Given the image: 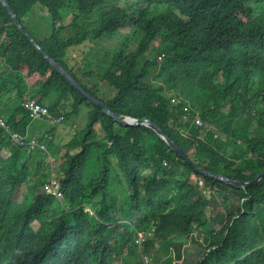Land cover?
I'll use <instances>...</instances> for the list:
<instances>
[{
	"label": "trees",
	"instance_id": "16d2710c",
	"mask_svg": "<svg viewBox=\"0 0 264 264\" xmlns=\"http://www.w3.org/2000/svg\"><path fill=\"white\" fill-rule=\"evenodd\" d=\"M7 2L24 30L117 115L154 120L208 172L243 181L264 173V0ZM81 61L98 67L108 100L85 81L95 70L78 74ZM158 66L167 87L191 81L185 96L147 81ZM29 100L60 122L34 119L23 107ZM1 118L0 264H146L145 256L183 264L190 244L203 249L197 264H264V179L232 187L200 173L152 129L115 122L0 0ZM53 181V192L41 191Z\"/></svg>",
	"mask_w": 264,
	"mask_h": 264
},
{
	"label": "water",
	"instance_id": "95a60500",
	"mask_svg": "<svg viewBox=\"0 0 264 264\" xmlns=\"http://www.w3.org/2000/svg\"><path fill=\"white\" fill-rule=\"evenodd\" d=\"M3 5L8 9L9 16L12 18V20L15 22V24L18 26V28L27 36L32 43L36 46V48L39 50V52L59 71L62 72L63 75L68 79V81L85 97L88 98V100L93 103L98 108L102 109L110 118H112L115 122L125 126V127H138V126H145L147 128L152 129L155 131L179 156L187 161L188 163L194 165L190 158L187 156V153L180 147V145L174 141L166 132L165 130L157 124L152 119H138V118H132V117H122L117 115L108 104L101 101L100 98L95 97L93 93L90 91H87L82 84L68 71L67 68H65L62 64H60L54 57H52L42 46L36 42L30 34L24 30V28L21 25V22L19 21L18 17L16 16L14 10L11 8L7 0H1ZM195 166V165H194ZM196 169L209 177H212L216 180H219L221 182H224L226 184L232 185V187H241V188H250L252 185L257 184L259 181L264 179V173L257 176L256 179L253 181H243L239 179H231L222 175L214 174L211 172H208L204 169L199 168L198 166H195Z\"/></svg>",
	"mask_w": 264,
	"mask_h": 264
},
{
	"label": "rangeland",
	"instance_id": "374dc122",
	"mask_svg": "<svg viewBox=\"0 0 264 264\" xmlns=\"http://www.w3.org/2000/svg\"><path fill=\"white\" fill-rule=\"evenodd\" d=\"M32 19L39 20V18H37V17H33ZM45 22L46 21H44L41 24V27H43ZM39 31H43V28H39ZM160 56L161 55L158 56V60L159 61H163V59H161ZM163 57L164 56L162 55V58ZM76 58H80V57L76 56ZM96 68H98L96 65H90L89 66V65L85 64L84 61H81L80 64H79L78 74L81 76V74L84 71L95 70L96 71V73H95L96 75L94 77H91V78H85V81H89L88 85H90V86L93 85V84H96V83L100 84L99 88L101 89V96L103 98H106V100H108V98H109V88L105 84L101 83V79H100V76H99L100 72ZM151 78L147 77V81H149L150 83H152L155 86L163 87L164 91L169 93V94L179 93L182 96H185L186 92L188 90V87L191 85V81L188 80V79H185V80L179 81L177 84H175L172 87H167V81H166L165 77L162 75L160 66L154 68L151 71ZM111 89H112V94L111 95L114 96L116 94V90L113 89V88H111ZM5 111H8V109L6 108ZM85 111L89 112V109L88 108H83L82 113L83 112L86 113ZM54 120L56 121V123H51V124H58L60 122L59 120H56V119H54ZM77 122L78 123H83V120H79ZM72 124L76 126V121L72 122ZM83 126L84 127H82V128H85L86 125H83ZM60 135H63L64 139L66 140L70 136V133L69 132L67 133V131H65V129H60L59 136ZM96 137H97L98 141L104 142L106 147L110 146V143L107 141L106 134L101 130V126H99V125L96 126ZM60 142L63 143L64 140H62ZM92 177H93V172L89 171L88 172V183L90 182V179ZM114 185H115V189L121 194V198H122L123 195H124V191L122 190L123 189V185L116 179V174H114ZM49 188H50V184H46L45 187H44L45 190L42 189L41 191L42 192H46V193L53 192V189L52 188L49 189ZM20 190L25 195L27 194V191H26L25 187H22ZM120 207L123 210L126 209V199H124V200L121 199ZM88 211H91V210L88 209ZM220 214H222V210L221 209H216V211L214 210L212 215H211L212 225H213L214 228H219V225H218V223H215V220L218 218V216ZM201 252H203V249L199 250V249L195 248V244H190L187 247H185V249H184V257H183V260H182L183 264H197L198 259L202 256ZM150 261H151V259L149 257L145 256V263L149 264Z\"/></svg>",
	"mask_w": 264,
	"mask_h": 264
},
{
	"label": "built area",
	"instance_id": "2783aa9c",
	"mask_svg": "<svg viewBox=\"0 0 264 264\" xmlns=\"http://www.w3.org/2000/svg\"><path fill=\"white\" fill-rule=\"evenodd\" d=\"M160 58L162 59V55L160 56ZM23 107L31 114V116L34 119H38V120H42V119H47L48 122L50 123H56V121L50 116L48 109L45 107H42L41 105H39L37 103V101L35 100H29L27 102H25L23 104ZM197 125H201V122L199 119H197L196 121ZM0 126L7 129L6 125H5V121L1 118L0 119ZM15 140L17 139L16 136H12ZM41 149L46 151V148L42 145ZM55 183V181H53L52 184H50V188L49 189H53V184ZM60 196V195H58Z\"/></svg>",
	"mask_w": 264,
	"mask_h": 264
},
{
	"label": "clouds",
	"instance_id": "9594fccd",
	"mask_svg": "<svg viewBox=\"0 0 264 264\" xmlns=\"http://www.w3.org/2000/svg\"><path fill=\"white\" fill-rule=\"evenodd\" d=\"M32 144H34V145H35V143H34V142H32Z\"/></svg>",
	"mask_w": 264,
	"mask_h": 264
}]
</instances>
